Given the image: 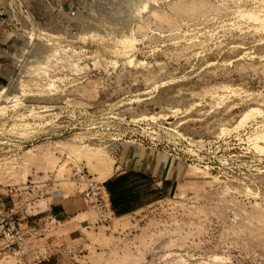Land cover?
<instances>
[{
	"label": "rangeland",
	"instance_id": "1",
	"mask_svg": "<svg viewBox=\"0 0 264 264\" xmlns=\"http://www.w3.org/2000/svg\"><path fill=\"white\" fill-rule=\"evenodd\" d=\"M0 7V264H264V0ZM80 165L142 204L55 221Z\"/></svg>",
	"mask_w": 264,
	"mask_h": 264
},
{
	"label": "crops",
	"instance_id": "2",
	"mask_svg": "<svg viewBox=\"0 0 264 264\" xmlns=\"http://www.w3.org/2000/svg\"><path fill=\"white\" fill-rule=\"evenodd\" d=\"M0 10L5 8L0 7ZM8 14L0 16V21L5 22ZM0 32H4L0 28ZM0 70V79L2 78ZM150 174L146 170L128 169L122 172L116 171L113 175L103 180L104 187L108 194V199L115 215H126L134 212L139 208L141 203L139 186L140 184L149 182ZM51 214L55 221L60 218H69L75 222V225L82 223H91L87 218H83L85 214H90L96 222V217L91 211L84 197L78 192L75 196L62 198L57 203L52 204ZM59 218V219H57ZM44 264H52L45 262Z\"/></svg>",
	"mask_w": 264,
	"mask_h": 264
},
{
	"label": "built area",
	"instance_id": "3",
	"mask_svg": "<svg viewBox=\"0 0 264 264\" xmlns=\"http://www.w3.org/2000/svg\"><path fill=\"white\" fill-rule=\"evenodd\" d=\"M5 14L6 12L4 10H0V16H4ZM71 14L74 15L75 12L72 11ZM71 174L75 183L77 184L78 192L84 197L91 211L96 217L95 223L102 225L109 224L115 214L108 199L104 182L99 181L83 165L72 167ZM6 225L9 226V229L16 230V228L19 226V223L15 219L10 218L6 222ZM20 238L22 239V235Z\"/></svg>",
	"mask_w": 264,
	"mask_h": 264
},
{
	"label": "bare ground",
	"instance_id": "4",
	"mask_svg": "<svg viewBox=\"0 0 264 264\" xmlns=\"http://www.w3.org/2000/svg\"><path fill=\"white\" fill-rule=\"evenodd\" d=\"M194 3H195V2H194ZM201 3H202V2H201ZM203 4H204V3H203ZM196 7H197V6H196ZM200 7H201V5H200ZM172 10H173V9H172ZM185 10H186V9H185ZM194 10H195V9H194ZM194 10H193V11H194ZM191 11H192V10H191ZM175 12H176V11H175ZM197 12H198V11H197Z\"/></svg>",
	"mask_w": 264,
	"mask_h": 264
}]
</instances>
